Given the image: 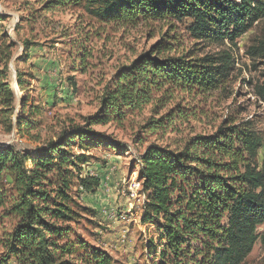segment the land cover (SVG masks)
<instances>
[{
  "label": "trees",
  "instance_id": "1",
  "mask_svg": "<svg viewBox=\"0 0 264 264\" xmlns=\"http://www.w3.org/2000/svg\"><path fill=\"white\" fill-rule=\"evenodd\" d=\"M81 2L97 6L95 16L107 24L165 23L169 28L186 23L195 47L205 48L233 45L264 20V0H47L45 5L51 9ZM177 44L178 38L164 34L121 66L103 88L96 114L67 136L33 154L0 147V216L10 221L0 236V264L82 261L69 240L79 207L76 199L95 196L100 179L81 176L86 161L69 152L73 140L81 147L100 145L121 153L123 147L94 127L121 123L150 107L141 133L161 139L200 119V109L188 101L218 91L228 81L234 60L226 51L202 54L192 48L179 53ZM256 52L264 56L263 49ZM87 58L77 56L71 71L85 73ZM6 80L0 72L1 115L10 121L15 109ZM17 83L23 92L21 80ZM254 95L264 104V84ZM26 102L23 95L20 106ZM33 107L29 118L39 115ZM37 122L22 124L16 118L15 123L19 131H28ZM254 124L233 118L211 134L194 135L181 148L152 142L139 155L134 165L144 197L140 223L153 227L145 247L150 264H244L256 242H264L257 233L264 224V165L257 162L262 138ZM91 255L93 264H111L102 252Z\"/></svg>",
  "mask_w": 264,
  "mask_h": 264
},
{
  "label": "rangeland",
  "instance_id": "2",
  "mask_svg": "<svg viewBox=\"0 0 264 264\" xmlns=\"http://www.w3.org/2000/svg\"><path fill=\"white\" fill-rule=\"evenodd\" d=\"M45 1L0 0V72L7 75L15 109L9 121L2 118L0 105L3 148L33 154L45 143L67 136L73 127L83 126L85 118L96 114L102 90L117 70L164 34L178 38L179 53L192 48L202 54L226 51L234 60L228 81L218 91L201 101H188L200 109L201 117L179 127L178 132L161 139L141 133L151 116L147 107L121 123L94 127L123 147L121 153L100 145L81 147L76 140L71 143L69 152L86 161L81 176L100 179L95 196L78 194L80 199H76L79 207L69 236L77 247V256L82 258L76 263L93 264L91 253L95 250L107 256L111 264H150L152 257L145 247L153 227L140 223L144 200L141 189L130 197L133 184H140L134 162L150 143L174 150L194 135L213 133L227 120H253L262 138L257 162L264 165V104L254 95V90L264 84V56L256 52L257 48L264 50V20L233 45L205 48L195 47L196 42L185 31L186 23H173L169 28L165 23L122 27L98 19L97 6L81 2L48 9ZM83 54L88 56L86 72H72L73 61ZM18 80L23 83V92ZM23 95H27V102L22 108ZM32 106L39 109V115L29 118ZM16 118H21L22 124L27 120L38 122L28 131H19ZM140 138L144 140L141 144L137 142ZM9 227L10 221L0 216V236ZM257 233L264 238V224ZM244 264H264L263 241L256 242Z\"/></svg>",
  "mask_w": 264,
  "mask_h": 264
},
{
  "label": "built area",
  "instance_id": "3",
  "mask_svg": "<svg viewBox=\"0 0 264 264\" xmlns=\"http://www.w3.org/2000/svg\"><path fill=\"white\" fill-rule=\"evenodd\" d=\"M140 187H141V186H140V184H138V183L133 184V186H132L131 189H130V191H131V193H130V197L134 198V196L136 195V193L138 192V190L141 189ZM106 213H107V212H105V214H106Z\"/></svg>",
  "mask_w": 264,
  "mask_h": 264
}]
</instances>
